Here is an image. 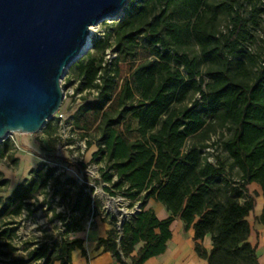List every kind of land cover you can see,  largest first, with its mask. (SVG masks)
I'll list each match as a JSON object with an SVG mask.
<instances>
[{
  "label": "trees",
  "instance_id": "16d2710c",
  "mask_svg": "<svg viewBox=\"0 0 264 264\" xmlns=\"http://www.w3.org/2000/svg\"><path fill=\"white\" fill-rule=\"evenodd\" d=\"M239 7L236 0H129L70 67L69 83L81 99L72 127L87 148L97 146L92 160L102 164L99 183L130 206L139 202L122 230L110 216L111 229L98 239L97 248L123 264H145L163 253L175 217L194 229L195 250L208 264H260L248 216L259 195L249 185H260L264 197V49L255 51L246 40L264 8L255 4L245 13ZM44 131L52 137L58 125L49 120ZM11 149L4 140L0 157ZM62 160L83 172V184L66 181L78 185L77 207L91 210L96 201L93 189L86 190L87 163ZM55 170L40 164L14 188L0 171V192L8 193L0 195V264L9 257L15 264L41 258L48 264L57 249L56 259L71 264L74 248L86 253L82 239L65 238L81 228L72 220L60 242L30 250L27 259L12 256L17 218L47 203L32 202L46 188L58 193L65 184ZM150 199L171 215L160 219L147 207ZM255 219L264 224V208ZM207 234L210 251L203 245Z\"/></svg>",
  "mask_w": 264,
  "mask_h": 264
},
{
  "label": "water",
  "instance_id": "95a60500",
  "mask_svg": "<svg viewBox=\"0 0 264 264\" xmlns=\"http://www.w3.org/2000/svg\"><path fill=\"white\" fill-rule=\"evenodd\" d=\"M129 0H0V142L36 133L59 111L66 71L92 46V27ZM124 212L119 228L132 213Z\"/></svg>",
  "mask_w": 264,
  "mask_h": 264
},
{
  "label": "rangeland",
  "instance_id": "374dc122",
  "mask_svg": "<svg viewBox=\"0 0 264 264\" xmlns=\"http://www.w3.org/2000/svg\"><path fill=\"white\" fill-rule=\"evenodd\" d=\"M236 1L240 4L241 11L245 13L249 12L255 4L264 8V0ZM112 22L107 20L94 26L91 38L107 32ZM225 24H227V20L223 21V26ZM247 37L246 43L253 50L261 52L264 49V10L259 12L257 22L251 23L250 33ZM70 76L69 68L62 80L65 91L64 101L59 111L50 119L53 124L58 125L57 133L52 137L47 136L44 131L46 125L36 133H12L7 139L12 144L13 149L0 157V171L5 178L10 179L11 188L25 177H31V168H36L40 164H43L44 169L47 166L56 167L55 174L60 175L61 180L65 182V184L57 187V189L60 188L58 193H55L54 187L49 186L44 192L37 195V200H32L36 205L47 200V203H44L33 215L24 211L17 218L19 224L17 237L14 239L16 251L12 255L13 257L22 256L27 259L30 250L41 245L51 247L55 242H60L65 235L67 224H70L72 220L77 221L81 228H90L93 227L96 217L100 218L103 215L107 219L110 216H116L119 219L124 212L130 213L140 208L139 202L130 206V201L120 194L109 195L104 190L103 185L99 183V168L102 164L92 160V155L97 146L94 144L87 148L86 138L72 127L71 115L78 109L81 99L80 94L75 91L76 83H69ZM61 113L63 114L62 117H60ZM1 148L2 142H0ZM13 158L17 159L14 160ZM62 158L83 160L87 163L86 180L88 187L86 190L93 189L92 198L96 201L92 203L91 210L85 211L82 206L77 207L76 205L79 190L77 184L81 185L85 180L83 172L68 166ZM71 178H74L77 184L66 181ZM257 187L260 188L257 183L250 184V192L256 193ZM7 194L0 192V195ZM256 197L255 199H257ZM96 214L97 216H95ZM261 248H264V240L262 239ZM6 260H9V264H15L13 260H10V257ZM44 262L45 258H41L32 261L31 264H44ZM2 264H5V261Z\"/></svg>",
  "mask_w": 264,
  "mask_h": 264
},
{
  "label": "crops",
  "instance_id": "0c3cea01",
  "mask_svg": "<svg viewBox=\"0 0 264 264\" xmlns=\"http://www.w3.org/2000/svg\"><path fill=\"white\" fill-rule=\"evenodd\" d=\"M18 182H16V184ZM14 186L12 188H14ZM256 191L259 195L256 197L254 210L248 216L252 226L249 239L252 243L258 245L257 253L259 263L264 264V248H261V239L264 240V224L255 219L256 216H260L263 213L264 197L261 187H257ZM147 207L152 208L160 219H165L171 215L170 210H168L163 203L155 199H150L147 203ZM95 216H97V214ZM111 227L112 225L109 223V218L106 219L101 215L100 218L96 217L93 227L78 228L68 233L65 238L82 239L83 248L86 251L84 254L81 248H74L71 252V264H123L111 251L105 250L104 247L97 248L98 239L100 237H106ZM170 229L172 235L167 241L166 250L163 253L150 257L145 264H208L207 259L199 256L195 250L193 228L185 230L183 220L180 217H175L170 225ZM141 244L142 243H140L137 248ZM203 245L208 251L212 249L213 245L210 234L204 237ZM58 254L59 249L53 252L52 260L48 264H61V261L56 259Z\"/></svg>",
  "mask_w": 264,
  "mask_h": 264
},
{
  "label": "built area",
  "instance_id": "2783aa9c",
  "mask_svg": "<svg viewBox=\"0 0 264 264\" xmlns=\"http://www.w3.org/2000/svg\"><path fill=\"white\" fill-rule=\"evenodd\" d=\"M113 57H114V55H112V54L107 55V58L110 59V60H111ZM62 115H63V114L61 113V114H60V117H62Z\"/></svg>",
  "mask_w": 264,
  "mask_h": 264
},
{
  "label": "bare ground",
  "instance_id": "6f19581e",
  "mask_svg": "<svg viewBox=\"0 0 264 264\" xmlns=\"http://www.w3.org/2000/svg\"><path fill=\"white\" fill-rule=\"evenodd\" d=\"M94 27V26H93ZM93 27H92V30H93Z\"/></svg>",
  "mask_w": 264,
  "mask_h": 264
}]
</instances>
